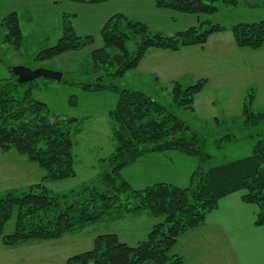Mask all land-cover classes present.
<instances>
[{"label": "trees", "instance_id": "16d2710c", "mask_svg": "<svg viewBox=\"0 0 264 264\" xmlns=\"http://www.w3.org/2000/svg\"><path fill=\"white\" fill-rule=\"evenodd\" d=\"M68 1L94 4L108 0ZM217 1L155 0V3L159 8L211 15L218 10ZM223 1L233 6L241 4V0ZM62 23L63 33L57 43L41 49L37 60H53L70 51H81L93 43V36L76 34L70 15H64ZM207 24L210 25L208 29ZM0 26L6 31L3 42L20 49L23 30L18 13L6 15ZM223 29L218 23L206 20L199 26L167 35L124 14L117 13L109 18L101 31L103 46L91 52L94 68L103 73L97 81L86 82L83 87L118 94L116 106L110 111L118 124L114 132L118 148L103 158L107 163L106 170L98 179L66 194L53 192L45 182L66 179L76 173L72 139L75 118L52 114L46 103L32 97L31 89L19 96L20 83L16 76L0 79V149L16 150L46 173L41 182L26 190L14 189L0 195L3 243L15 247L32 240H57L77 228L101 220L111 210L148 209L163 220L136 245L122 241L115 232L99 234L91 249L68 257L64 264H183V257L173 253L180 236L204 224L207 215L218 208L219 201L237 191L243 192V201L257 205L255 224L264 225V131L259 133L260 140L249 156L206 169L205 161L211 157L205 149L206 133L180 119L173 108L178 106L193 111L195 96L204 89L207 79L185 87L178 81L173 82L171 104L157 101L146 91L119 87L114 82L135 69L149 48L177 51L204 44L210 34ZM231 31L239 47L258 49L264 44V20L238 23ZM255 97L256 89L249 88L240 117L243 127H254L264 119V111L254 110ZM229 125L233 126V123ZM247 135L255 134L247 132ZM232 137L234 134H226L227 141ZM166 150L199 158L188 186L159 182L135 189L122 175V170L142 155ZM100 183L105 187L104 191H100ZM84 192L89 193V198L81 199ZM15 209V230L4 234L5 225Z\"/></svg>", "mask_w": 264, "mask_h": 264}, {"label": "crops", "instance_id": "0c3cea01", "mask_svg": "<svg viewBox=\"0 0 264 264\" xmlns=\"http://www.w3.org/2000/svg\"><path fill=\"white\" fill-rule=\"evenodd\" d=\"M44 6L53 10L61 21L64 15H70L77 35L93 36V43L81 50L89 52L103 46L102 28L117 13L144 22L153 31L167 35L210 20L206 14L159 8L155 0H108L94 4L68 0H0V10L5 9L3 18L12 12L18 13L19 17L20 13H28L32 17V12ZM223 27V30L210 34L204 44L186 46L177 51L149 48L139 65L120 78L121 87L146 91L163 102L160 100L172 95L173 82L178 81L185 87L205 78L207 84L195 96L193 112L206 123L219 125L228 121L234 125L232 119L242 116L251 87L256 89L254 110L263 111L264 44L258 49L239 47L231 31L232 26ZM70 52L59 57L69 55L73 58ZM192 157L177 150L151 151L124 168L127 172L125 178L135 189L159 182L183 187L174 178L187 176L188 180L191 177L196 166ZM37 165L16 150L0 149V195L14 189L26 190L40 182L39 176L42 181L46 173L41 167L43 171H39ZM32 176H36L34 183ZM242 195V191H237L223 197L218 208L207 215L204 224L180 236L173 253L183 257V264H264V225L255 224L258 207L243 201ZM122 213H143L152 220V226L163 220L162 216L154 215L148 209L130 212L116 209L107 215L113 216L114 220L127 217Z\"/></svg>", "mask_w": 264, "mask_h": 264}, {"label": "rangeland", "instance_id": "374dc122", "mask_svg": "<svg viewBox=\"0 0 264 264\" xmlns=\"http://www.w3.org/2000/svg\"><path fill=\"white\" fill-rule=\"evenodd\" d=\"M216 4L218 10L209 17L213 23H218L220 26L231 27L238 23L264 20V0H241V4L237 6L223 0L217 1ZM44 7L32 12V17L28 13H23V15L20 13L23 30V43L20 49L3 42L6 31L0 26V79L15 77L12 70L16 66L44 68L63 73L61 81L40 77L32 82L20 83L19 96L31 89L32 97L46 103L52 114L75 118L72 126V139L76 173L66 179L46 182V186L53 192L66 194L72 190L81 189L98 179L106 170L107 163L103 158L109 157L117 150L118 142L114 132L118 124L110 116V111L115 108L118 96L114 91H92L83 87L86 82L97 81L100 78L99 74L103 73L94 68L89 51L70 52L73 58H69L66 54V57L64 55V57H57L53 60L36 59L41 49L57 43L63 33V23L60 18L53 10ZM4 10V8L0 10V23L5 15ZM209 27L210 25L207 24L206 28ZM114 82L121 87L120 78ZM160 101L164 104H171L173 103L172 95L169 94L167 98ZM173 110L184 122L192 125L199 132L206 133L205 149L211 156L205 161L204 168L206 169L249 156L254 145L260 140L259 133L264 131V119L256 126L246 128L243 127L241 118H236L233 126L227 123L216 125L212 122L206 123L193 111L183 107L175 106ZM247 132L255 135H247ZM226 134H234V137L227 141ZM192 158L196 162L194 168L196 170L199 158ZM37 168L43 171L38 165ZM126 174V169H123L124 178ZM31 179L32 183L36 182V176H32ZM174 179L186 187L190 177L188 180L187 176ZM38 180L41 182V176ZM99 188L100 191L105 190L101 183ZM80 197L81 199L89 198V193L84 192ZM122 214L127 217L114 220L113 216L105 215L101 220L95 221L82 230L69 232L60 239L32 240L15 248L6 246L0 236V264H64L68 257L91 249L97 235L112 232L119 233L122 241L136 245L147 237L148 232L153 228V222L143 213ZM16 218L17 210L15 209L5 225L4 234L14 232Z\"/></svg>", "mask_w": 264, "mask_h": 264}, {"label": "water", "instance_id": "95a60500", "mask_svg": "<svg viewBox=\"0 0 264 264\" xmlns=\"http://www.w3.org/2000/svg\"><path fill=\"white\" fill-rule=\"evenodd\" d=\"M12 71L17 76V81L19 83L32 82L40 77L53 78L59 81L63 79V73L58 71H51L44 68L16 66Z\"/></svg>", "mask_w": 264, "mask_h": 264}]
</instances>
